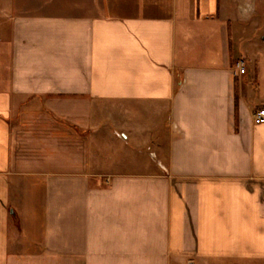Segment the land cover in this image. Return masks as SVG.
Returning <instances> with one entry per match:
<instances>
[{
    "label": "crops",
    "instance_id": "crops-1",
    "mask_svg": "<svg viewBox=\"0 0 264 264\" xmlns=\"http://www.w3.org/2000/svg\"><path fill=\"white\" fill-rule=\"evenodd\" d=\"M109 4L0 33V264L264 262V1Z\"/></svg>",
    "mask_w": 264,
    "mask_h": 264
},
{
    "label": "rangeland",
    "instance_id": "rangeland-1",
    "mask_svg": "<svg viewBox=\"0 0 264 264\" xmlns=\"http://www.w3.org/2000/svg\"><path fill=\"white\" fill-rule=\"evenodd\" d=\"M111 2L112 0H0V33H12L13 21L28 15L105 16L117 9L109 4ZM257 33H264V22H260ZM216 51V48H212L211 54L216 55ZM240 62L243 71L239 67L238 69L243 73L245 63L243 60ZM259 66H261L259 73L264 78V54L259 60ZM256 264H264V262Z\"/></svg>",
    "mask_w": 264,
    "mask_h": 264
},
{
    "label": "built area",
    "instance_id": "built-area-1",
    "mask_svg": "<svg viewBox=\"0 0 264 264\" xmlns=\"http://www.w3.org/2000/svg\"><path fill=\"white\" fill-rule=\"evenodd\" d=\"M241 63H238V67L240 68L241 71H243V68H241ZM253 119L255 123H262L264 122V108L258 109L254 114H253Z\"/></svg>",
    "mask_w": 264,
    "mask_h": 264
},
{
    "label": "trees",
    "instance_id": "trees-1",
    "mask_svg": "<svg viewBox=\"0 0 264 264\" xmlns=\"http://www.w3.org/2000/svg\"><path fill=\"white\" fill-rule=\"evenodd\" d=\"M235 108H236V120H237V100H236Z\"/></svg>",
    "mask_w": 264,
    "mask_h": 264
}]
</instances>
